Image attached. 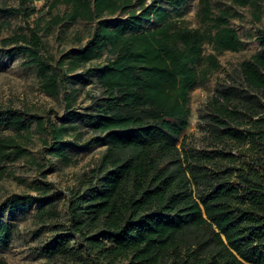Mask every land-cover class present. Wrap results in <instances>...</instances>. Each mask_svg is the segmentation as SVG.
Instances as JSON below:
<instances>
[{"label": "trees", "instance_id": "16d2710c", "mask_svg": "<svg viewBox=\"0 0 264 264\" xmlns=\"http://www.w3.org/2000/svg\"><path fill=\"white\" fill-rule=\"evenodd\" d=\"M36 0H19L2 8L27 19ZM147 0H53L63 3V21L99 20L96 31L69 60L74 71L106 53L86 72L96 74L101 88L79 120L101 136L106 149L95 167L67 195L65 218L50 208L55 234L40 255L60 264H264V29L259 49L239 64L236 75L218 88L207 103L199 146L187 143L189 92L209 71L219 68L216 53L243 46L230 26L231 14L214 15L209 0H199L205 31L189 28L165 9ZM189 0H168L174 8ZM254 9L259 0H229ZM29 4V6H26ZM134 5L138 9H130ZM127 12L112 27L102 17ZM152 21L151 27L144 23ZM2 46L26 56L38 67L40 89L56 96L67 76L47 66L40 55L36 28L0 39ZM50 57L46 61H50ZM202 61L206 66L200 68ZM63 58L57 62L62 71ZM66 107L76 96L69 94ZM0 124L29 133L23 114L6 110ZM43 126L40 124V129ZM65 125L52 128L54 154L67 159L60 144ZM12 136L0 138V164L26 157L28 151ZM42 201L49 183L33 188ZM19 208L31 197H14ZM48 211V210H47ZM45 209L39 214L48 213ZM2 241L10 229L1 227ZM74 241L73 243L71 241ZM0 264H6L0 260Z\"/></svg>", "mask_w": 264, "mask_h": 264}, {"label": "rangeland", "instance_id": "374dc122", "mask_svg": "<svg viewBox=\"0 0 264 264\" xmlns=\"http://www.w3.org/2000/svg\"><path fill=\"white\" fill-rule=\"evenodd\" d=\"M52 1H34V13L24 19L20 15H8L1 11L2 8L18 6L19 0H0V39L17 34L20 30L28 34L31 28H36L41 40L40 55L44 62L49 68L67 76L58 95H47L40 89L38 67L29 64L26 56L12 52L11 46L4 47L0 43V116L6 110H14L23 114L30 127L29 133H17L0 124V138L12 136L22 142L28 151L26 157L0 164V260L6 264H60L40 255L43 244L55 234L52 226L54 220L48 217L49 210L52 208L60 220H64L69 190L76 187L87 172L95 167L106 149L101 136L83 125L78 117L80 113L88 112L87 107L92 100L101 94L96 74L86 71L101 65L106 53L103 52L101 59L93 60L74 71L69 69V60L96 31L99 20L63 21L57 26H50L54 16H64L70 10L63 3L51 9ZM152 2L165 9L172 17L183 21L189 28L205 31L209 26L200 20L199 0H189L178 9L171 6L168 0L146 1L147 5ZM209 2L214 15H218L221 10L230 12L232 17L229 18V24L236 30L243 47L235 52L216 53L210 46H203V54L214 55L219 68L209 71L189 92L190 117L185 136L187 143L196 147L202 136L201 125L207 113V103L218 88L227 84V74L236 75L239 64L259 49L256 37L258 30L264 29V0L258 1L259 20L254 19V9L250 6H236L229 0ZM132 8L138 9V6L134 5L130 9ZM126 17L127 12L105 14L102 19L112 27L118 20ZM151 25L152 21L144 23L146 28ZM49 57L50 61H46ZM62 58L64 64L61 71L57 68V62ZM202 66H206L204 61L200 68ZM69 94L76 96L70 109L65 104ZM40 124L43 126L42 130ZM61 125L70 128L60 144L67 159L54 154L49 136L52 128ZM45 183H49L51 191L46 195L47 201H42L38 197L41 194L33 188L44 187ZM14 197H31L32 201L23 207L10 208ZM41 208L48 210V213L39 214L38 210ZM2 226L11 231L6 242L2 241Z\"/></svg>", "mask_w": 264, "mask_h": 264}]
</instances>
